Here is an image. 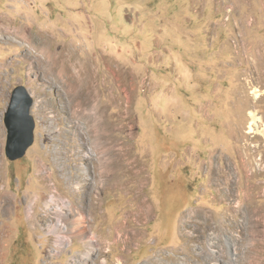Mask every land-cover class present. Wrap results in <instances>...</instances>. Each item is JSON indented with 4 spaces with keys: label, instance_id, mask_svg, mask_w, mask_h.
Here are the masks:
<instances>
[{
    "label": "rangeland",
    "instance_id": "obj_1",
    "mask_svg": "<svg viewBox=\"0 0 264 264\" xmlns=\"http://www.w3.org/2000/svg\"><path fill=\"white\" fill-rule=\"evenodd\" d=\"M0 17V264H264V0H0ZM17 86L34 142L9 161ZM53 195L94 243L55 244Z\"/></svg>",
    "mask_w": 264,
    "mask_h": 264
},
{
    "label": "bare ground",
    "instance_id": "obj_2",
    "mask_svg": "<svg viewBox=\"0 0 264 264\" xmlns=\"http://www.w3.org/2000/svg\"><path fill=\"white\" fill-rule=\"evenodd\" d=\"M1 18V17H0ZM17 24V23H16ZM4 26V25H2ZM34 26V25H33ZM3 30L2 27H0V32ZM16 32L19 35H22L21 32L22 30L16 29ZM2 33V32H1ZM33 41V40H32ZM33 45V44H32ZM37 47V46H36ZM38 49V48H37ZM72 59V58H71ZM55 60V59H54ZM53 64V63H52ZM65 67V66H63ZM68 69V68H67ZM64 75L71 77L68 75L67 70L64 68L61 70ZM81 76V75H80ZM79 77V76H78ZM75 79H77V76L74 77ZM73 78V79H74ZM80 80V79H79ZM73 85V89L76 87V85H78V81H75L74 83H72ZM42 89V88H41ZM44 89V88H43ZM254 91V90H253ZM259 90H255L253 93L255 95V97H258L260 95ZM256 93V94H255ZM45 96V95H44ZM43 97V96H42ZM45 107L43 106H38V113L42 114L43 112H45ZM55 111V109L53 108V112ZM57 119V117H56ZM58 120V119H57ZM251 130H253L254 128H256L259 119L256 118L254 115H252L251 117ZM254 127V128H253ZM258 128V126H257ZM262 130V129H261ZM76 154V153H75ZM87 157H89V153L86 154ZM65 167H68L65 166ZM77 173L74 174L72 171H69V175H67L66 173L64 174L63 171H65V169L62 170L61 174L64 176H67L66 179H64V181L66 182V184L69 186V181H75L77 179L80 178V175H78V172H84V169H82V167H80L78 164L75 165ZM2 171V163L0 161V174ZM75 171V170H74ZM59 174V173H58ZM39 175V174H38ZM37 175V176H38ZM49 175V174H48ZM41 177V176H40ZM45 179V178H44ZM43 179V180H44ZM1 182V180H0ZM69 182V183H68ZM97 183V182H96ZM115 184V183H114ZM96 185V184H95ZM113 187H116V184L113 185ZM107 186L106 184L104 186H99L95 189L94 193L96 195V200L97 201H101L102 199V195L104 193V191L106 190ZM113 189V188H112ZM58 193V191L56 192ZM139 196V195H138ZM93 200H95V198L91 197L90 201L93 203ZM11 201L14 203V196H11V194L9 192H7L5 190V187L2 186L0 188V210L5 212L6 210L9 209V205L11 203ZM60 202V203H59ZM145 201L143 202H139L140 204V209H139V213L142 215H145V217L143 218H148V214L150 213V209L149 208H145L143 206ZM148 202V201H146ZM145 202V203H146ZM35 204H36V200L33 202H27L26 204V208H25V213L26 216L29 220V223L32 225V227H37V225L40 223V219L39 216H35V212H34V208H35ZM94 204V203H93ZM44 205L46 206L47 209H50L51 212L53 213V216L55 218V222L53 225H51L48 229L49 233L54 234L55 237V244L59 247H65L66 244H68L69 242H71L73 240V238L79 237L83 240H89V242L94 243L95 242V235L92 229V225L91 224H87L86 227H83L84 221H83V216H81V214L79 213V211L74 207V205L69 201V200H56L55 195L51 196L49 201H46L44 203ZM93 210L96 209V207H92ZM71 215V216H70ZM130 215V214H129ZM128 215V216H129ZM85 217V216H84ZM89 220V219H88ZM27 221V220H26ZM135 221V220H134ZM88 223V222H87ZM2 224L3 221H2ZM119 225V224H118ZM6 228H8V226H5ZM128 228V227H127ZM128 233V232H127ZM119 234V233H117ZM129 238L130 235H127ZM4 238L6 237H10V235L3 236ZM118 237V235H117ZM219 237V236H218ZM239 237V236H238ZM237 237V238H238ZM218 239V238H217ZM124 240H122L123 242ZM87 242V241H85ZM118 242V240L116 241ZM125 242V241H124ZM242 242V241H241ZM244 242V241H243ZM126 243V242H125ZM244 244V243H243ZM127 245V243H126ZM250 245V244H248ZM251 248V247H250ZM249 253V252H248ZM81 258L80 261L82 264H94V262L92 261V258L90 253L89 254H84ZM82 260H85L82 261ZM120 263H123V259L119 258ZM252 261V260H251ZM248 263V262H247ZM251 263V262H250ZM101 264H106L105 261H103ZM124 264V263H123ZM143 264H149V263H143ZM253 264V263H252Z\"/></svg>",
    "mask_w": 264,
    "mask_h": 264
},
{
    "label": "water",
    "instance_id": "obj_3",
    "mask_svg": "<svg viewBox=\"0 0 264 264\" xmlns=\"http://www.w3.org/2000/svg\"><path fill=\"white\" fill-rule=\"evenodd\" d=\"M32 98L23 86L14 88L4 125L7 131L5 154L9 161L21 159L34 142L35 121L30 114Z\"/></svg>",
    "mask_w": 264,
    "mask_h": 264
}]
</instances>
